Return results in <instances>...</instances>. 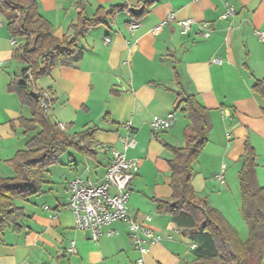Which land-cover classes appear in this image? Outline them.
<instances>
[{
    "label": "crops",
    "instance_id": "obj_1",
    "mask_svg": "<svg viewBox=\"0 0 264 264\" xmlns=\"http://www.w3.org/2000/svg\"><path fill=\"white\" fill-rule=\"evenodd\" d=\"M149 1L38 0L40 15L51 24L57 39L68 35L80 17L93 19L100 8L124 10L107 17L79 40L84 54L75 67H56L31 89L49 96L51 111L47 114L54 123L66 125L67 135L92 128L98 132L88 156L75 151L63 155L47 173L45 194L21 202L19 207L26 214L24 230L0 232V264H137L139 253L131 245L125 223L105 228V232L114 229L117 234L95 243L75 230L73 215L67 209L69 183L78 177L102 181L111 155L97 146L122 151L127 122L134 124L132 136L137 142L127 156L139 161V172L130 186L129 211L163 238L150 248L145 264H198L197 245L169 215L159 214L155 202L171 201L173 196L170 148L183 147L189 136V117L184 106L178 108V102L187 96H195L209 111L211 121L209 142L194 164L193 188L199 198L222 212L242 240H247L238 174L250 144L257 154L258 180H264V101L253 91L258 80L264 81V43L255 36L256 30L264 31V0H156L137 19ZM227 4L235 7L236 15L224 20ZM170 14L178 21L194 19L196 23L185 36L176 22L154 33ZM132 22H139L140 27L130 33L127 26ZM205 23L210 25L208 38L202 29ZM106 38L111 42L106 43ZM23 43L24 39L12 38L0 13L2 178L14 177L9 161L25 150L40 130L27 131L22 125V121L31 120V110L10 88L27 67L14 55ZM214 59L222 65L213 64ZM172 112L173 126L153 133L152 117L166 118ZM72 153L81 158H72ZM223 165L228 186L222 188L215 176ZM71 242L76 244V254L70 252Z\"/></svg>",
    "mask_w": 264,
    "mask_h": 264
},
{
    "label": "trees",
    "instance_id": "obj_2",
    "mask_svg": "<svg viewBox=\"0 0 264 264\" xmlns=\"http://www.w3.org/2000/svg\"><path fill=\"white\" fill-rule=\"evenodd\" d=\"M155 2L145 3L144 11L136 18H142ZM123 10L117 6L107 11L100 8L93 19L80 17L70 27L68 35L57 39L51 24L40 15L38 0H0V13L7 20L12 38L24 39L15 50V59L27 65L20 79L10 88L31 110V120L22 121V125L27 131L40 129L25 150L9 161L14 177H0V232L11 229L21 233L24 230L26 214L17 202L45 194L49 169L69 151L88 156L98 132L92 128L73 136L67 135L42 109V93L36 94L31 89L56 67H75L84 54L78 45L79 40L90 29L103 24L107 17ZM253 91L264 101L263 80L257 81ZM181 106L190 120L189 136L183 147L170 148L173 154L169 161L173 196L171 201L155 199L159 214L169 215L183 235L197 245L198 264H264V187L258 183L255 149L247 144L238 174L241 215L249 227V237L244 241L222 212L199 198L193 188L194 164L209 142L211 121L209 111L195 96L182 98L178 108ZM262 112L264 116V107Z\"/></svg>",
    "mask_w": 264,
    "mask_h": 264
},
{
    "label": "built area",
    "instance_id": "obj_3",
    "mask_svg": "<svg viewBox=\"0 0 264 264\" xmlns=\"http://www.w3.org/2000/svg\"><path fill=\"white\" fill-rule=\"evenodd\" d=\"M236 15L234 6L227 4L222 18L228 20ZM176 22L182 36L187 35L196 21L194 19L176 20L174 14H170L153 31L160 32L170 23ZM140 27L139 22L129 23L127 28L133 33ZM204 36H210V25L203 24ZM255 36L264 43V31L256 30ZM106 43H110V38H106ZM16 42L13 40V45ZM213 64L222 65V61L214 59ZM49 96L42 94L41 107L45 113L51 111ZM175 122V113H170L166 118L153 116L150 126L153 133H161L169 130ZM60 130L66 132L67 127L63 123H58ZM127 135L121 137L123 150H118L109 145L99 144L100 151L111 155L107 165L106 173L100 183H94L83 178H76L68 185L69 204L67 209L74 218L75 230L83 234L91 241L98 243L105 236H115L117 231L105 228L111 227L115 223H125L129 230L130 241L133 249L139 253L137 264H145V257L149 254L150 248L163 241L162 236L155 234L151 229L135 220L129 211L130 186L139 172V161L128 158L127 151L136 147L137 142L132 133L135 128L132 122L124 124ZM226 166L216 175V180L222 187H226L225 178ZM49 211V208H46ZM151 221V219H148ZM195 247V246H194ZM70 252L77 253L75 242H71Z\"/></svg>",
    "mask_w": 264,
    "mask_h": 264
},
{
    "label": "rangeland",
    "instance_id": "obj_4",
    "mask_svg": "<svg viewBox=\"0 0 264 264\" xmlns=\"http://www.w3.org/2000/svg\"><path fill=\"white\" fill-rule=\"evenodd\" d=\"M73 154V156H72V158H81L77 153H72ZM71 159L70 157H65L64 159ZM85 162L83 161V164H84ZM85 165V164H84ZM258 178V177H257ZM215 179H216V176H215ZM258 183H259V185L261 186V187H264V180H263V178H262V180H258ZM226 186H228V181H227V184H226ZM223 188V187H222ZM224 190H222L221 189V192H223ZM21 205V202H17V206H20ZM247 225V224H246ZM242 233V232H241ZM244 233L242 234V236L244 237ZM246 236H247V239H248V237H249V227H248V225H247V227H246Z\"/></svg>",
    "mask_w": 264,
    "mask_h": 264
},
{
    "label": "water",
    "instance_id": "obj_5",
    "mask_svg": "<svg viewBox=\"0 0 264 264\" xmlns=\"http://www.w3.org/2000/svg\"><path fill=\"white\" fill-rule=\"evenodd\" d=\"M133 12H134V13H140V11H136V10H134Z\"/></svg>",
    "mask_w": 264,
    "mask_h": 264
}]
</instances>
